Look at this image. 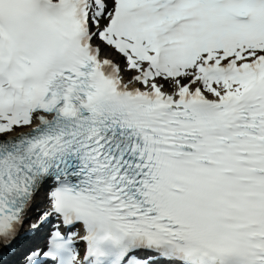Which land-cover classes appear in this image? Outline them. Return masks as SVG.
Returning a JSON list of instances; mask_svg holds the SVG:
<instances>
[{"label":"snow or ice","instance_id":"6c2138e0","mask_svg":"<svg viewBox=\"0 0 264 264\" xmlns=\"http://www.w3.org/2000/svg\"><path fill=\"white\" fill-rule=\"evenodd\" d=\"M0 264H264V0H0Z\"/></svg>","mask_w":264,"mask_h":264}]
</instances>
